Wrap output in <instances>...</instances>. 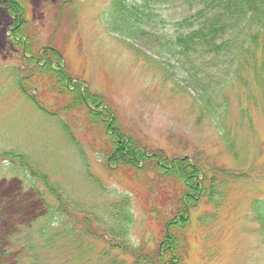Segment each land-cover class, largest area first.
Listing matches in <instances>:
<instances>
[{
  "label": "rangeland",
  "instance_id": "obj_1",
  "mask_svg": "<svg viewBox=\"0 0 264 264\" xmlns=\"http://www.w3.org/2000/svg\"><path fill=\"white\" fill-rule=\"evenodd\" d=\"M110 1L21 0L28 6L30 31L39 37L38 49L61 52L64 67L74 78H80L73 83H82L92 93L105 96L126 133L138 137L152 150L166 151L172 156L181 154L192 162L193 156L207 158V166L218 169L216 184L220 186L224 181L225 187L220 195L203 198L191 210L189 228L184 234L187 255L181 264H264L259 226L251 214L253 203L264 199V97L255 93L252 99L242 86L229 93L226 126L232 130L235 141V152L229 153L214 128L207 122L199 124L193 95L156 69L151 58L154 49H149L146 41L126 42L108 30L103 17ZM66 2H70L69 9L59 11ZM2 3L0 0V6ZM166 7L164 15L173 21L167 32L176 29L175 22L195 13L182 1ZM9 25L10 19L0 10V153L25 156L34 163L32 173L37 174L33 176L50 178L71 202L90 206L83 208L87 211L111 207L119 194L133 196L134 223L129 240L121 242L124 251L112 252V245L104 241L101 230L99 236L104 240L82 239L79 244L85 250L79 246L74 257L73 251L50 253L53 263L67 264L73 257L75 264H102L99 258L110 251L108 256H121L119 259L125 264H134L129 248L144 246L149 252L158 251L161 226L147 211L145 197L136 198L134 191L137 186L146 195L149 180L146 185H139L134 173V177L125 173L128 170L108 171L104 159L99 158L102 140L93 128H83L86 132L82 131L80 138L86 145L87 158L79 155L62 125L36 110L20 94L17 81L5 69L18 66V51L9 40L16 33L8 29ZM41 90V97L51 102L53 95ZM75 116L78 117L77 113ZM62 118L69 123V115ZM110 123L111 133L115 132V123ZM5 158H0V214L6 212L13 222L8 224L10 220L0 218V234L12 235L9 241L14 252H19L36 233L32 229L43 222L40 218L47 213V206L42 194L45 199L48 197L40 179L35 180L37 190L30 180L32 175L25 177L2 170ZM21 164L16 159L15 168ZM224 170L231 172H227L229 176ZM148 176L161 180L154 173L148 172Z\"/></svg>",
  "mask_w": 264,
  "mask_h": 264
},
{
  "label": "trees",
  "instance_id": "obj_2",
  "mask_svg": "<svg viewBox=\"0 0 264 264\" xmlns=\"http://www.w3.org/2000/svg\"><path fill=\"white\" fill-rule=\"evenodd\" d=\"M1 1L0 10L10 19L8 29L16 33L15 39L9 38L10 44L18 51V66L5 69L14 76L20 94L32 102L36 110L62 125L79 155L86 157V145L80 138L82 131L86 132L83 128H93L91 130L102 140L99 158L104 159L108 171L128 170L125 173L130 172L132 176L134 173L139 185H146L149 180L150 184L144 186L148 191L146 195L141 194L137 186L134 191L138 193L136 198L145 197L147 211L161 226L160 244L154 253L144 246L129 248L134 264L184 262L188 247L184 234L189 228L191 210L203 198L220 195L221 188L225 187L224 181L220 186L216 184L218 169L208 167L207 158H202L200 153L201 158L193 156L195 162H192L181 154L172 156L166 151L152 150L138 137L126 133L105 96L92 93L82 83H73L80 78H74L68 67H64L61 52L38 49L39 37L30 31L28 6L21 0ZM179 1L195 13L175 22L176 29L167 32L173 21L164 15L165 8ZM69 4H62L59 11H67ZM103 22L124 41H146L148 48L154 49L151 58L156 69L193 95L199 124L207 122L214 128L226 150L233 154V132L226 126L230 113L229 93L242 86L252 99L255 93L264 97V0H111ZM40 90L53 95L51 102L41 97ZM65 115H69V123L63 120ZM110 121L117 127L112 133ZM3 157L6 158L2 170L25 177L37 174L32 173L34 163L25 156L0 153V158ZM16 159L22 163L18 168H15ZM148 172L161 180H151ZM227 172L231 173L226 170L223 173L229 176ZM37 179L42 181L48 197L47 200L42 194L47 213L40 218L43 222L32 229L37 238L33 234L21 251L14 252L9 241L12 235L0 234V264H54L50 253L73 251L74 257V252L82 246L79 244L82 239L101 240L103 236L105 240H102L112 245V252L124 251L121 242L125 238L129 240L134 223L133 196L119 194L111 207H94L87 211L83 208L90 206H81L76 200L71 202L50 178L34 175L30 180L36 185ZM159 184L163 185L157 188ZM251 214L259 226L264 246V199L253 203ZM0 218L10 220L8 224L13 222V217L6 212L0 214ZM101 230L103 236H99ZM82 249L85 250L83 246ZM109 253L105 252L98 262L125 264L119 259L121 256L110 257ZM73 257L66 263L75 264L77 260Z\"/></svg>",
  "mask_w": 264,
  "mask_h": 264
}]
</instances>
